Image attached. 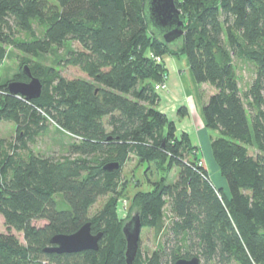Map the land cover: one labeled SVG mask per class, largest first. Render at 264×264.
Segmentation results:
<instances>
[{
    "label": "trees",
    "instance_id": "16d2710c",
    "mask_svg": "<svg viewBox=\"0 0 264 264\" xmlns=\"http://www.w3.org/2000/svg\"><path fill=\"white\" fill-rule=\"evenodd\" d=\"M176 3L185 34L172 45L150 28L146 0H0V123H14L22 143L51 124L75 139L64 155L24 159L6 153L0 137V214L8 228L0 233V264H127L119 186L135 156L162 173L153 189L132 198L142 228L161 235L167 207L175 244L161 242L145 258L139 246L133 264H164L168 254L170 264L195 255L201 264H264V0ZM66 41L79 47L58 65L78 67L86 77H65L39 61ZM9 45L26 54L11 81H29L28 65L43 83L40 97L9 93L11 81L1 74ZM168 55L187 58L196 81L216 88L202 109L207 127L220 134L211 153L225 187L212 186L197 144L159 109L155 84L167 79ZM234 56L256 66L246 90ZM113 162L117 169H104ZM174 167L178 177L168 184ZM39 219L46 223L35 226ZM86 222L103 233L98 250H45L53 235L72 234ZM12 230L23 232L25 245Z\"/></svg>",
    "mask_w": 264,
    "mask_h": 264
},
{
    "label": "rangeland",
    "instance_id": "374dc122",
    "mask_svg": "<svg viewBox=\"0 0 264 264\" xmlns=\"http://www.w3.org/2000/svg\"><path fill=\"white\" fill-rule=\"evenodd\" d=\"M55 1V0H48ZM23 36V34H19V37ZM79 45L77 42L73 43L71 41H66L63 46L53 47L51 51L41 58L39 61L44 63L47 67H55L57 70H61L62 74L65 77L69 78H77V77H86L85 74L78 68L73 66H65L60 67L58 65L60 60L65 58V55L69 51V49L78 48ZM6 56L4 57L2 63V79L4 81H11L13 77L18 73V71L22 68V60L26 57L24 52H20L16 50L12 45L7 47ZM168 55L165 57V65L167 69L166 81L164 82L167 88V80L168 74L170 72V63L168 61ZM174 57V56H173ZM234 64L236 66V72L239 86H241L242 90L248 89L253 82L254 77L256 76V66L254 63L249 61H245L243 59L234 56ZM161 83V82H157ZM156 83V84H157ZM155 84V85H156ZM203 84V85H202ZM195 84H192L188 79L187 88H189V94L186 100V104L183 106H179L178 109L184 108L189 115L188 121H191L194 125L192 129H189L186 133L191 135L192 141L198 143V153L200 156L205 157V161L209 164L210 167V175H211V183L212 186L225 187V179L219 173L217 164H215L213 154L211 153V145L212 141L219 137V132L215 129H210L206 125V120H204L203 116V105L205 100L210 97L212 92L216 91V88L213 87L210 83H199L197 87ZM160 97L164 94L165 90L159 91ZM179 114V110L177 111ZM174 112L165 113L168 118L175 122L177 127V132L181 135L185 131L179 128L181 123L187 122L184 118H177V115ZM180 115V114H179ZM181 116V115H180ZM172 117V118H171ZM183 117V116H182ZM186 129V128H185ZM17 136V128H15V124L11 122L2 121L0 123V137L5 138L7 140L6 153L8 154H16V157L28 158L31 155L36 154H51L55 156L64 155L71 143L75 141L70 134H67L63 131L59 126H55L51 124L49 129L42 134L35 136L34 139H27L24 143L18 141L16 139ZM199 143L201 145H199ZM16 144V146H15ZM251 154L256 155L259 151L254 148H249ZM178 169L176 167L169 170L167 173V183H174L177 179ZM11 174V171L9 172ZM162 178V173L160 172L159 166H156L155 163H144L139 160V158L131 157L129 161L125 163L123 166L122 174H121V184L119 186V190H121V197L119 198L121 201L119 208V218L125 224L130 218L138 213V208L133 204L132 198L137 193V191L153 189L154 183L158 182ZM58 200L61 199V196H56ZM107 197L100 198L97 203L93 206L90 213L94 214L95 211L102 208L104 201ZM166 226L163 229L161 235H157L151 228H142L141 230V239H140V249L145 258L146 255H150L152 251L157 249L161 242L167 241V246L172 247L175 243L173 237L168 234L167 228L170 220V212L166 207ZM32 223L35 226H42L46 223V220L39 219L33 220ZM8 232V228L5 224V218L0 214V233L6 234ZM11 233L19 239L21 244H26V240L24 238L23 232L12 230ZM195 248V247H194ZM193 252L196 249L192 250ZM169 253V251H167ZM164 264H170V255L168 254L164 260Z\"/></svg>",
    "mask_w": 264,
    "mask_h": 264
},
{
    "label": "water",
    "instance_id": "95a60500",
    "mask_svg": "<svg viewBox=\"0 0 264 264\" xmlns=\"http://www.w3.org/2000/svg\"><path fill=\"white\" fill-rule=\"evenodd\" d=\"M250 1V0H246ZM147 20L150 28L155 30L167 43L177 45L184 36V25L182 12L177 6L176 0H146ZM264 51V50H263ZM264 62V53H263ZM28 75L29 81H11L8 83L9 93L13 95L24 96L27 100H33L41 96L43 83L40 78L31 73L28 65L23 68ZM119 167L118 162L108 163L104 169L113 171ZM142 222L140 213L138 212L123 227L127 250V264H133L139 250V241L141 239ZM103 238L101 231H92L90 222L84 225L72 234H55L51 238V245L46 247L47 252L73 253L82 252L84 250H98L100 248V240ZM174 264H201L199 256L180 257Z\"/></svg>",
    "mask_w": 264,
    "mask_h": 264
},
{
    "label": "crops",
    "instance_id": "0c3cea01",
    "mask_svg": "<svg viewBox=\"0 0 264 264\" xmlns=\"http://www.w3.org/2000/svg\"><path fill=\"white\" fill-rule=\"evenodd\" d=\"M168 58L171 68L168 74L167 88H165L164 94L160 97L161 102L159 104V109L164 113L174 112L176 114L179 106L181 107L182 105L184 106L186 104V100L189 94V88H187L188 79L192 84L196 85L195 87L198 86L199 82H197L195 76H193L187 58L183 56H170ZM213 93L214 92H212L211 94ZM208 99L209 98H207L205 101H207ZM175 117H181L187 121L181 123V126L179 128H181L185 132H187L189 129H192L194 124L191 121H188L189 115L182 117L177 112V115ZM195 144L198 145V143ZM199 145L201 144L199 143Z\"/></svg>",
    "mask_w": 264,
    "mask_h": 264
},
{
    "label": "built area",
    "instance_id": "2783aa9c",
    "mask_svg": "<svg viewBox=\"0 0 264 264\" xmlns=\"http://www.w3.org/2000/svg\"><path fill=\"white\" fill-rule=\"evenodd\" d=\"M156 59H157L158 62H162V61H163L162 57H160V56H156ZM165 87H166V85H165L164 82L157 83V84L155 85V89H157V91H158V90H159V91L165 90Z\"/></svg>",
    "mask_w": 264,
    "mask_h": 264
}]
</instances>
